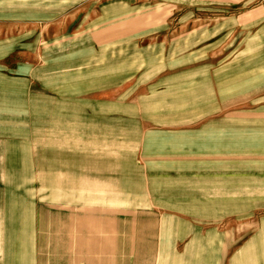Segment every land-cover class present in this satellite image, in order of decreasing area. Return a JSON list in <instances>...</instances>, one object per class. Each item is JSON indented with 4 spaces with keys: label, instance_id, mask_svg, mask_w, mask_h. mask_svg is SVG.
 Segmentation results:
<instances>
[{
    "label": "rangeland",
    "instance_id": "obj_1",
    "mask_svg": "<svg viewBox=\"0 0 264 264\" xmlns=\"http://www.w3.org/2000/svg\"><path fill=\"white\" fill-rule=\"evenodd\" d=\"M1 199L0 264H264V0H0Z\"/></svg>",
    "mask_w": 264,
    "mask_h": 264
},
{
    "label": "crops",
    "instance_id": "obj_2",
    "mask_svg": "<svg viewBox=\"0 0 264 264\" xmlns=\"http://www.w3.org/2000/svg\"><path fill=\"white\" fill-rule=\"evenodd\" d=\"M186 118H182V119H172L173 122L176 123V121L178 120H183ZM1 203H4V200H0ZM8 214V213H7ZM23 216V214H22ZM24 217V216H23ZM2 218L5 220L6 215L5 213L2 214ZM22 224L24 225H29V223H25L22 222ZM33 224V222H32ZM119 226V225H118ZM113 228H116V226H113ZM83 226H80L77 224V222H70L69 224H66L65 228L61 229L59 234L61 235V237L64 235L65 237H67V241L68 244H61L59 246H56L54 249L56 251H60V254L62 253H67L66 258H69V264H83V259H85L86 263L84 264H90L93 262L95 257H99V258H111L114 256H110L109 254L105 255V254H100V255H95V247H94V218L91 219H87L85 221V231H84V239L82 240V236L80 233H82L83 231ZM112 230L115 229H111L108 231V234H117L114 235L115 237H117V242L119 243V236L121 231L118 230L117 232H114ZM39 233V232H38ZM38 233L37 231L34 234V238L32 240V244L27 246V254H29V247L31 250V257L33 260H35L36 264H39V258H40V250H39V244H40V237H38ZM105 235V234H103ZM29 235H27L26 237H28ZM108 236V235H107ZM63 241L61 240V243ZM6 246H3V249H5ZM0 250H1V246H0ZM21 255V253L19 252V256ZM83 255L85 256V258H82ZM117 258H122L120 256V254L117 255ZM89 261V263H88Z\"/></svg>",
    "mask_w": 264,
    "mask_h": 264
}]
</instances>
